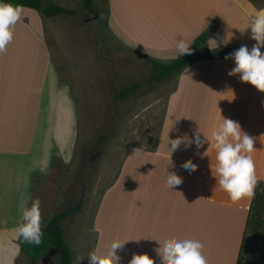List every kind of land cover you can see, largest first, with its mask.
Segmentation results:
<instances>
[{"label": "crops", "instance_id": "0c3cea01", "mask_svg": "<svg viewBox=\"0 0 264 264\" xmlns=\"http://www.w3.org/2000/svg\"><path fill=\"white\" fill-rule=\"evenodd\" d=\"M20 9L14 40L0 53V262L46 264L48 255L33 260L22 253L12 229L21 220V209L34 201L37 180L59 186L74 160L79 102L49 50V31L64 43L65 27L56 19L60 15ZM107 9L111 26L133 49L170 60L180 56L179 40L190 48L215 21L206 48L217 49L225 41L251 49L256 42L247 29L250 18L264 6L251 0H108ZM225 57L199 60L172 78L175 86L165 102L155 144L129 148L107 185L93 216L95 249L104 253L115 240L141 239L117 250L120 264H129L133 254L161 264L158 249L184 238L203 244L208 264H237L253 197L229 204L227 194L215 190L210 169L214 151L209 148L205 156L209 144L197 149L189 143L198 134L211 139L222 115L255 138L253 157L264 156V92L229 76L235 62ZM180 141H186L185 148L171 159L169 146ZM191 164L197 170L183 174ZM169 175L180 181L181 193L167 190ZM42 207L41 227L52 215Z\"/></svg>", "mask_w": 264, "mask_h": 264}, {"label": "rangeland", "instance_id": "374dc122", "mask_svg": "<svg viewBox=\"0 0 264 264\" xmlns=\"http://www.w3.org/2000/svg\"><path fill=\"white\" fill-rule=\"evenodd\" d=\"M52 1L77 10L75 15L56 18L65 27L64 43L49 31L48 44L63 79L72 84L79 102V138L74 160L66 167L59 186L40 178L34 188V201L43 200L44 208H40L52 212V217L56 210L84 199L83 210L65 219L63 225L75 255L72 264H80L81 258L82 264H89L87 257L98 239L93 216L103 193L129 148L155 144L175 79L154 88L146 83L151 64L145 53L133 49L111 26L107 5L101 0H96L99 14L87 11L81 0ZM135 81L143 83L136 94L124 100L115 98L121 87ZM253 158L257 176L264 177V156ZM45 261L56 264V256L48 254ZM122 264H126L124 260Z\"/></svg>", "mask_w": 264, "mask_h": 264}, {"label": "clouds", "instance_id": "9594fccd", "mask_svg": "<svg viewBox=\"0 0 264 264\" xmlns=\"http://www.w3.org/2000/svg\"><path fill=\"white\" fill-rule=\"evenodd\" d=\"M20 18L21 9L18 5L0 0V53L6 51L7 46L14 40V29ZM249 28L251 29L250 38L256 43L251 49L243 45L225 57L226 60L233 59L235 62V66L228 72V75L239 76L240 82L249 83L260 92H264V52L261 51L264 49V10L255 11L251 15L247 29ZM217 45L219 47L218 42ZM224 45H227L225 41ZM177 48L180 55L192 58L189 54V47L183 40L178 41ZM199 132L201 133L200 128ZM254 141L255 138L247 134L238 122L222 115L212 132L211 139L204 134L201 138L198 134L189 141L197 149L209 144L208 149L203 153L205 156L209 148L214 151V163L211 162L210 169L216 181L215 190L218 188L225 192L229 204H235L254 195L258 183L252 155L256 149ZM185 142L171 143L169 146L171 159L182 148H185ZM197 167L191 164L182 169V172L185 175H191ZM181 188L180 181L175 176L169 175L167 190L181 193ZM12 232L15 239L28 244L39 246L42 243L43 231L39 199L33 201L30 207L21 209V220ZM139 240L141 239L115 240L106 253H101L98 248L94 249L87 257L89 264H120L121 257L117 254V250L122 249L128 242ZM203 247V244L196 239H177L160 247L155 255L160 259L161 264H208ZM83 260V258L80 259V264ZM129 264H150V261L140 254H133Z\"/></svg>", "mask_w": 264, "mask_h": 264}, {"label": "trees", "instance_id": "16d2710c", "mask_svg": "<svg viewBox=\"0 0 264 264\" xmlns=\"http://www.w3.org/2000/svg\"><path fill=\"white\" fill-rule=\"evenodd\" d=\"M106 5L108 0H101ZM259 7L264 6V0H251ZM5 2L19 7H31L43 13L46 17H56L58 15H75L76 9L69 8L52 0H5ZM82 6L89 12L100 13L96 0H81ZM217 22H213L207 31H204L194 39L189 54L180 55L170 60H163L144 54L151 64V71L146 79V83L154 88L160 83L168 81L178 76L189 65L204 59H215L221 56H229L237 50V45H226L217 49L206 48V43L211 31L216 29ZM141 54V53H140ZM143 83L135 81L129 85L121 87L115 94V98L124 100L136 94ZM84 199L64 210H56L53 216L42 227L43 237L39 246L28 244L19 240L22 253L30 259L38 260L45 255H55L56 264H72L74 252L71 244L66 238V230L63 221L70 216L76 215L83 210ZM237 264H264V180L259 179L255 187L251 202L245 232L238 255Z\"/></svg>", "mask_w": 264, "mask_h": 264}]
</instances>
